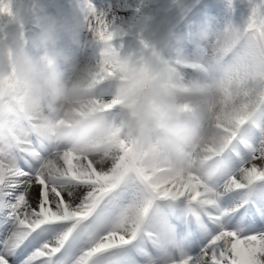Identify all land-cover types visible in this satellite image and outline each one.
Listing matches in <instances>:
<instances>
[{
	"label": "snow or ice",
	"instance_id": "6c2138e0",
	"mask_svg": "<svg viewBox=\"0 0 264 264\" xmlns=\"http://www.w3.org/2000/svg\"><path fill=\"white\" fill-rule=\"evenodd\" d=\"M246 2L244 23L224 30L220 70L226 94L234 86L239 95L215 149L217 198L182 170L84 158L33 136L8 153L0 147V264H264V0ZM86 7L108 55V15ZM113 67L105 64L97 79ZM205 70L186 62L178 75Z\"/></svg>",
	"mask_w": 264,
	"mask_h": 264
},
{
	"label": "clouds",
	"instance_id": "9594fccd",
	"mask_svg": "<svg viewBox=\"0 0 264 264\" xmlns=\"http://www.w3.org/2000/svg\"><path fill=\"white\" fill-rule=\"evenodd\" d=\"M0 6L12 15L8 3ZM212 36L207 57L194 61L181 56L169 63L155 50L140 57L123 55L110 43V54H104L103 46L95 65L57 50L48 26L32 41L34 50L45 49L38 57L13 38L0 48V147L8 153L35 136L41 147L59 141L84 158L125 157L130 166L182 170L200 178L209 198L216 199L215 177L222 173L215 159L220 126L239 94L234 86L226 94L227 72L220 70L229 48L227 34L217 31ZM202 39L208 40V34ZM61 62L68 63L67 72ZM186 62L203 64L206 70L182 77L180 65ZM105 64L114 67L98 80ZM101 82L114 89L107 102L95 92ZM112 101H117L112 108H102ZM128 214H133L131 209Z\"/></svg>",
	"mask_w": 264,
	"mask_h": 264
},
{
	"label": "rangeland",
	"instance_id": "374dc122",
	"mask_svg": "<svg viewBox=\"0 0 264 264\" xmlns=\"http://www.w3.org/2000/svg\"><path fill=\"white\" fill-rule=\"evenodd\" d=\"M87 2L89 0H0V3H8L12 12L11 16L0 13V48L9 46L11 40L15 38L35 56L43 55L45 49L34 50L32 41L45 26H48L56 36L57 50L64 54L70 53L77 42L75 41L77 35L92 31L87 27L88 13L85 8ZM118 2L111 0L109 5L99 4L105 8L103 10L107 13L111 30L115 33L111 42L113 46L121 53L131 51L137 57L152 50L159 54L163 51L162 57L167 61L176 59L162 49L170 44V40L173 39V47L176 42L183 45L192 42V54L196 55L204 51L202 46L213 38L212 34L215 31L211 30L208 40L202 39L206 30L215 27L224 31L230 24L241 26L249 14L246 0H232L231 4L229 0H142V8L146 7L147 11L144 17H147V20L142 22L144 23L142 27L140 23L139 29L129 26L123 32V26L118 25L120 11L116 12L115 4L125 6L129 12L132 10L129 9L130 1ZM133 9L143 15L136 5ZM213 21L214 27H211ZM205 23L208 24L207 29L204 27ZM183 25L184 29L181 28ZM92 35L96 40L99 39L93 31ZM97 42L95 48L103 46V42L100 40Z\"/></svg>",
	"mask_w": 264,
	"mask_h": 264
},
{
	"label": "bare ground",
	"instance_id": "6f19581e",
	"mask_svg": "<svg viewBox=\"0 0 264 264\" xmlns=\"http://www.w3.org/2000/svg\"><path fill=\"white\" fill-rule=\"evenodd\" d=\"M116 1H119L118 3L121 2V0H116ZM122 1H123V3H127V1H130L129 2L130 3L129 9H131L132 11L129 12L127 8L125 9V6L121 7L120 5L116 6L117 4H115L116 12L118 13L120 11V13L118 15L119 27H120V25L123 26L122 27V28H124L123 32L129 26L136 28V29H139L140 23H141V27H142L144 25V23H142V22L147 20V17H144L146 15L147 11H146V7L144 9L142 8V0H122ZM89 2H91V1L89 0ZM110 2H111V0H97V2H93V3L91 2V3L93 5H95L98 10H103L105 8L99 6V4L109 5ZM87 3L85 5H87ZM135 5H136V7L140 8V12H143V15H141V13L138 14L136 12L137 10L133 9L135 7ZM85 8H86V12H87V7H85ZM148 18H149V16H148ZM242 21H243V19L240 20L241 23H242ZM214 22L215 21L212 22L211 27H214V25H213ZM204 25H205L204 26L205 29H207L208 24L205 23ZM230 25L239 26V25H235V24H230ZM87 27L89 28L88 20H87ZM184 27H185V25H183L181 28L184 29ZM211 30H214L215 32L223 31L220 29H215V27H214V28L209 29V31H206L205 33L209 34V32ZM75 41H77L76 44L74 45L72 50H70V53L66 52V54H65L66 56L70 57L71 60L79 61L81 64L95 65L100 61L103 46L99 47V48H95L96 42L99 41V39L98 40L95 39V37L92 35V31H90V33H87V34H84V33L78 34ZM170 41H171L170 44L169 45L167 44V46H166L167 48L166 47L162 48L165 50L166 53L168 51V53H170L171 55H173V57L176 58L175 60H169L168 61L169 63H175L177 58L181 57V56L185 57L188 61H194V60L200 59L199 58L200 53H198V55H197V53H196V55L192 54L193 53V50L191 47L192 42L189 41V43L186 45H183V44L176 42L175 46L173 47V39ZM210 42H211V40L206 41V43L204 44V47L202 46L206 55H208V52H209ZM97 43H99V42H97ZM163 53L164 52L162 51L160 55L162 56ZM122 54L123 55L131 54V55H134L137 57V55H135V53H133L131 51L122 52ZM191 58H193L194 60H191ZM61 67L63 70H65L67 72L68 63L61 62ZM185 74L188 75L189 77H191V75H192L190 72H186ZM95 92L98 96L104 97L105 102H107L111 99L113 92H114V89L111 87V85L109 83L101 82L100 84H98L96 86ZM113 115H115V113H113ZM34 196H35V192L33 193V197Z\"/></svg>",
	"mask_w": 264,
	"mask_h": 264
}]
</instances>
